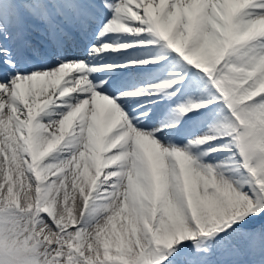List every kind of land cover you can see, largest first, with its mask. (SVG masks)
Returning a JSON list of instances; mask_svg holds the SVG:
<instances>
[{
    "label": "snow or ice",
    "instance_id": "snow-or-ice-1",
    "mask_svg": "<svg viewBox=\"0 0 264 264\" xmlns=\"http://www.w3.org/2000/svg\"><path fill=\"white\" fill-rule=\"evenodd\" d=\"M0 264H264V0H0Z\"/></svg>",
    "mask_w": 264,
    "mask_h": 264
}]
</instances>
